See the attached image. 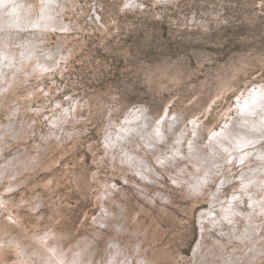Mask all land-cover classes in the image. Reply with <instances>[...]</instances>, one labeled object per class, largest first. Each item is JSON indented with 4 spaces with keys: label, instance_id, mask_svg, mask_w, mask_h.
I'll return each instance as SVG.
<instances>
[{
    "label": "rangeland",
    "instance_id": "rangeland-1",
    "mask_svg": "<svg viewBox=\"0 0 264 264\" xmlns=\"http://www.w3.org/2000/svg\"><path fill=\"white\" fill-rule=\"evenodd\" d=\"M126 2L57 0L61 28L10 34L8 47L29 37L51 63L8 73L0 88V168L31 160L0 179V264L49 241L81 264H116L121 253L130 264H264V216L251 215L247 197L224 215L239 183L214 168L193 191L187 158L189 141L209 148L213 130L239 129V98L264 89V0ZM159 122L167 144L154 138ZM254 134V154L230 171L264 183L253 171L264 170V131ZM180 135L185 159L159 164ZM230 154L218 164L239 159ZM205 208L218 216L200 223Z\"/></svg>",
    "mask_w": 264,
    "mask_h": 264
},
{
    "label": "bare ground",
    "instance_id": "bare-ground-1",
    "mask_svg": "<svg viewBox=\"0 0 264 264\" xmlns=\"http://www.w3.org/2000/svg\"><path fill=\"white\" fill-rule=\"evenodd\" d=\"M56 2L57 0H39L34 5H30L24 2V0H16L15 2H12V0H0V88H6L10 83L11 79L7 78L8 73L11 75L16 74L17 76L23 73H25L26 75H31L32 70L41 72L43 70H47L50 67V50H45L43 53H39L37 51L36 44L34 43V41H31L29 37L24 40L19 39L17 44L20 46V48L8 46L11 42L16 43V41L10 35L12 32H14V30H55L61 28L55 21L57 20V17H55L54 14L57 15L58 11L57 7L55 6ZM2 81H4V83H2ZM252 94L253 91L249 94H243L238 100L240 109L245 114L243 116L245 123L242 124L239 129L232 128L231 126H224L219 130H213L217 133H223V137H226L227 140L225 139L223 143L217 141L215 144L209 141V148H203L200 145L195 144L199 146L198 154L200 156V159L198 160L197 156H193L194 160L191 162L195 167V171L191 170L193 176L192 178H189V185H197L200 181L204 180L205 176H208L209 179V173H216L214 165L218 164L220 159H213L212 154L214 152L223 156L225 152H223V150L228 149V151L231 153L230 155L241 156L244 155L245 152H249L251 150L249 148L252 147L250 146L248 148H245L238 153L234 152L233 148L239 145V141L241 138L255 140L256 142L261 139V136L254 134L255 131L259 130L261 127L260 122V125H258V120L254 116L258 111L255 110V112L253 113L251 110H247L244 107L245 104H250ZM259 117L261 119H264V112ZM192 123L197 126L196 121ZM6 127V124L0 123V139L1 136H4V130H6ZM157 127L161 129L164 135L161 122L157 123ZM157 127H155L153 130L154 137ZM254 127L256 129L255 131H253ZM182 139L183 136L180 135L177 140L182 141ZM254 148H257V146H254ZM201 149L202 151H200ZM181 155L186 156L183 151H181ZM21 162H23L25 165L31 164V160L25 158H15L13 160H10V162H4L0 168V179L7 177V173L9 171L15 170ZM142 174L146 175L147 173L145 174V172H143ZM11 186L12 185H10L9 187ZM0 202L2 204H6L5 198L1 193ZM218 208L221 212H223L224 215L231 214V211H229V206L226 207V205H223V203H221ZM213 216H218L216 209L205 208L199 214V219L201 220L200 223H202L203 220L213 218ZM42 241L40 240L41 243ZM75 248L76 249L74 252L76 253L77 250L80 251L81 247L78 246ZM71 250L72 248L70 249V251ZM17 255L19 257L18 260H15L12 264H81L83 258L82 254L76 256L74 255L72 258H70L68 253L60 249L59 243H57L56 241L43 242V247H41L39 253H36L35 255H33V257L29 255L28 250L24 251V249L19 250ZM116 257V264H130V261H133L131 256L126 257L124 253H121L119 257L116 255ZM118 258H123L121 263L118 262ZM141 262L140 264H142Z\"/></svg>",
    "mask_w": 264,
    "mask_h": 264
},
{
    "label": "snow or ice",
    "instance_id": "snow-or-ice-1",
    "mask_svg": "<svg viewBox=\"0 0 264 264\" xmlns=\"http://www.w3.org/2000/svg\"><path fill=\"white\" fill-rule=\"evenodd\" d=\"M7 6V5H5ZM135 5L132 3V0H128L124 4V8H130L134 7ZM59 107V106H57ZM245 109L251 110L253 113L257 108L260 109L261 112H264V89H254L251 102L250 104H245ZM137 111H141L140 109H137ZM163 119V118H162ZM255 127L253 128V131H255ZM261 131H264V121L261 122ZM193 136L196 135V132L192 133ZM223 133H217L213 132L211 136H209V141L215 144L217 141L223 143L226 137H223ZM155 139H157L160 143L162 144H167V139L163 135L161 129L159 127L156 128L155 130ZM109 138L106 137V141ZM256 144L255 140H249L245 138H241L239 141V145L237 147L233 148L234 152H241L243 149L248 148L250 146H253ZM182 141L177 140L175 144H173L170 149H169V154H166L164 159H158V163L161 165H166V164H171L176 161H183L185 159V156L181 155L182 151ZM207 147V146H206ZM198 145H194L193 141H189V148H188V154L187 158L191 159L192 156H197V159H200V156L198 154ZM202 151V149L200 150ZM223 151L227 152L228 149H224ZM254 153L250 152H245L244 155L239 156V159H237L235 156H229V159L227 161H224L223 164H217L214 165V168L220 169V168H225L229 170V175H232L233 179L236 180L239 183V188L234 190V193L231 197V200L228 201L229 203V211H231L232 207L234 205H238L244 202V197H247V203L248 207L251 208L253 211L251 215H260L264 216V199H254L255 196H259L260 193L264 192V183L258 182V181H253L249 179L248 175L244 171H239L238 174L232 173L230 169L232 167L240 166L241 169L247 162L248 158L252 156ZM213 159H220L223 160V156L219 155L218 153H213L212 154ZM257 159L261 162H264V153H261L260 155L257 156ZM253 171L259 173L261 176H264V170L261 169H254ZM210 175L213 173H209ZM215 175H219L220 173L217 171L214 173ZM208 176H205L203 181H200L197 185L193 186V191H197L200 188L204 186L205 183H207ZM175 183V181H173ZM230 183L229 180L225 179L221 181V187L226 184ZM258 185V186H257ZM255 188V192L252 191V189ZM219 190V188H218ZM238 193V194H237ZM259 208L260 211L259 213L256 212V209ZM232 215H237L234 211L232 212ZM227 218V217H226ZM230 222V221H229Z\"/></svg>",
    "mask_w": 264,
    "mask_h": 264
}]
</instances>
